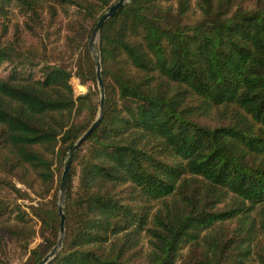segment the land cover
Returning <instances> with one entry per match:
<instances>
[{"label": "trees", "instance_id": "trees-1", "mask_svg": "<svg viewBox=\"0 0 264 264\" xmlns=\"http://www.w3.org/2000/svg\"><path fill=\"white\" fill-rule=\"evenodd\" d=\"M46 4L52 21L56 5L83 14L70 29L76 75L96 86L89 40L116 3L0 0V19L15 5L34 33ZM17 41L0 39V174L38 202L29 213L16 205L12 224L1 220L14 206L0 200V231L29 250L40 225L43 243L26 261L39 264L60 240L64 162L98 102L91 85L75 98L72 71ZM100 43L105 114L73 159L66 234L48 264H264V0H135ZM3 187L23 196L0 176Z\"/></svg>", "mask_w": 264, "mask_h": 264}, {"label": "rangeland", "instance_id": "rangeland-1", "mask_svg": "<svg viewBox=\"0 0 264 264\" xmlns=\"http://www.w3.org/2000/svg\"><path fill=\"white\" fill-rule=\"evenodd\" d=\"M118 1L119 0H113V3H117ZM56 9L58 11V16L55 17L54 21H52L51 15L49 14V4H46L43 7L41 14V18H42L41 25L36 28L34 33H30L25 25L26 17L22 14L20 8H18L15 5L10 6L8 8L7 18L5 20L0 19V39L5 44L14 45L18 40L17 37H19V41L17 42H19L21 48H25V49L31 48L33 50H38L41 55H44L45 57L44 59L48 60L46 62H48L49 64L61 66L68 69L69 71H72L73 77L71 79V85L73 87L75 98L81 97L90 92L91 84L89 85L83 84L80 78L76 75V71H77L76 66L81 57V50L79 49L78 45H75L72 42L70 29L72 24L76 20L83 21L84 16L82 13L79 14L75 6L62 7L60 5H56ZM3 25H7L8 27V30L4 37L1 36ZM9 70L10 67H8L5 70H2L3 74L9 73ZM25 71L27 72V75L30 72H32L37 79H41L43 73L41 72V70L38 69V67H36L33 70H30L27 67V70ZM77 79L79 80V85L83 87L82 91L84 92V94L78 95L77 93V91L79 93L81 92V89H79V87L77 88L78 86ZM91 86H92L91 90L95 94L94 101L96 103L98 102V111L94 119L95 121L99 114L101 97H100L98 81L96 83V86L94 84ZM88 121H89V115L87 112L81 114L80 116H77L74 120L75 124H83V123H87ZM65 162L61 174V179L65 169ZM0 176H2V178H5L7 181H11L12 183H14V185H16V187L20 189L21 193L23 194V196L21 197L19 194H16V192L11 190L10 188L5 189L3 187L0 189V200H4L10 205L14 206L13 207L14 213L11 214V216H6L1 221H3L2 223H5L6 220L9 219L13 224L16 222V217L18 214V208H16V205L22 206L23 211H27L29 213L30 210L28 209V207L34 203H37L38 200L36 196L25 185L20 183L19 179L14 177L12 174L10 175L0 174ZM26 193L31 196L30 199H23V198H27V196L25 195ZM32 225L36 227V233L32 236L29 250L34 249L37 246H39L41 243H43V239L41 238L39 232L40 225H36L35 222L32 223ZM29 250L27 249V243L19 240H15L9 237L8 235H6L4 231H0V255L8 263L26 264V261L29 257L28 254ZM147 251H148V244H147V240H145L143 246V252H147Z\"/></svg>", "mask_w": 264, "mask_h": 264}, {"label": "water", "instance_id": "water-1", "mask_svg": "<svg viewBox=\"0 0 264 264\" xmlns=\"http://www.w3.org/2000/svg\"><path fill=\"white\" fill-rule=\"evenodd\" d=\"M135 0H119L116 4L110 7L99 19L98 23L94 27L91 37L89 40V48L90 51L95 59L96 65V73H97V81L100 91V108L99 114L94 123L91 127L82 135V137L71 146L68 156L65 162V169L62 175L61 184H60V192H59V199H58V207H59V215L61 218V228H60V240L58 244L54 247V249L39 263V264H48L59 252V250L63 246L64 237L66 234V216H65V197L68 191V183L70 178V169L75 157L76 152L78 149L92 136V134L96 131V129L100 126L106 108V89L105 84L102 76L103 72V62L101 56V43H100V36L103 30L104 25L113 17H115L122 9L134 2ZM99 40V42H98Z\"/></svg>", "mask_w": 264, "mask_h": 264}, {"label": "built area", "instance_id": "built-area-1", "mask_svg": "<svg viewBox=\"0 0 264 264\" xmlns=\"http://www.w3.org/2000/svg\"><path fill=\"white\" fill-rule=\"evenodd\" d=\"M77 80H78V79H77ZM78 87H79V89H81V92H80V93L77 91L78 95H79V94H84V92L82 91V90H83V87L79 85V80H78V86H77V88H78Z\"/></svg>", "mask_w": 264, "mask_h": 264}]
</instances>
